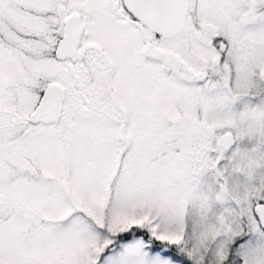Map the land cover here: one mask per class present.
Masks as SVG:
<instances>
[{"label":"snow or ice","instance_id":"1","mask_svg":"<svg viewBox=\"0 0 264 264\" xmlns=\"http://www.w3.org/2000/svg\"><path fill=\"white\" fill-rule=\"evenodd\" d=\"M0 264H264V0H0Z\"/></svg>","mask_w":264,"mask_h":264}]
</instances>
